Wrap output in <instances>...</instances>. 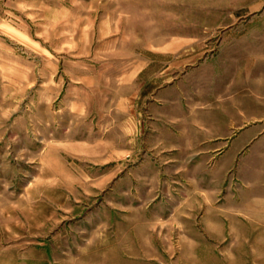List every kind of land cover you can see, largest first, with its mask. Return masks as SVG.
<instances>
[{
	"label": "rangeland",
	"instance_id": "374dc122",
	"mask_svg": "<svg viewBox=\"0 0 264 264\" xmlns=\"http://www.w3.org/2000/svg\"><path fill=\"white\" fill-rule=\"evenodd\" d=\"M259 76L264 0H0V264H264Z\"/></svg>",
	"mask_w": 264,
	"mask_h": 264
},
{
	"label": "crops",
	"instance_id": "0c3cea01",
	"mask_svg": "<svg viewBox=\"0 0 264 264\" xmlns=\"http://www.w3.org/2000/svg\"><path fill=\"white\" fill-rule=\"evenodd\" d=\"M249 85L251 86V92L248 96H245L239 92V97H233V95L231 94L232 96L229 99H224L223 104L219 105V108L222 109V114H220L219 117L215 119V121L217 122L215 123V125L218 126V124H220V130L225 132L226 130H239V127L246 126L244 124V120H241L240 122L239 117H241L243 113H249L251 115L250 120L252 122V128H254L255 132L239 144L237 151H235L233 155H231V157H235L239 153V149L245 147L246 144L251 140L253 141L255 137L263 136L261 140V145L264 149V76L260 78H255L254 81L249 83ZM240 88L241 87L239 86V91ZM249 121H247V123ZM227 136L228 135L225 134L217 135V137L222 139L226 138ZM231 157H229V160L232 159ZM214 188L215 189L213 191L215 192L217 188L216 186H214ZM205 194L210 195L209 191H205ZM215 196H217V194ZM208 203L209 196L206 198L205 201V204L207 205V207H209V209L214 207H224L219 206L220 203H214L210 205ZM206 223L212 228L213 232H215L213 234L220 233L221 231H223V227L225 226L224 219L216 218V216H208ZM181 225L183 224H181L180 221H176L175 227H180Z\"/></svg>",
	"mask_w": 264,
	"mask_h": 264
}]
</instances>
